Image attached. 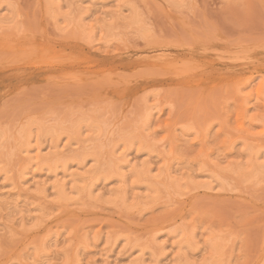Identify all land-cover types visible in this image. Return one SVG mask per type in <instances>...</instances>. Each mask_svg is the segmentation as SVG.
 <instances>
[{"label": "rangeland", "instance_id": "374dc122", "mask_svg": "<svg viewBox=\"0 0 264 264\" xmlns=\"http://www.w3.org/2000/svg\"><path fill=\"white\" fill-rule=\"evenodd\" d=\"M136 263L264 264V0H0V264Z\"/></svg>", "mask_w": 264, "mask_h": 264}, {"label": "bare ground", "instance_id": "6f19581e", "mask_svg": "<svg viewBox=\"0 0 264 264\" xmlns=\"http://www.w3.org/2000/svg\"><path fill=\"white\" fill-rule=\"evenodd\" d=\"M257 93L260 95V94H262L263 93V88L262 87H259L258 89H257ZM263 96V95H262ZM28 154H29V152H28ZM38 157V156H37ZM120 170V169H119ZM81 173V172H80ZM103 178V177H102ZM74 180V179H73ZM76 180H78V179H76ZM81 181H83L84 180V178L82 177L81 179H80ZM80 180H78V181H80ZM75 181V180H74ZM101 181V180H100ZM75 182H77V181H75ZM67 184V183H66ZM66 184L65 185H62L61 186V193L64 195V197L66 196ZM94 184V183H93ZM19 189V188H18ZM85 189V188H84ZM82 190V189H81ZM59 192V193H60ZM88 193V192H87ZM137 264V263H136Z\"/></svg>", "mask_w": 264, "mask_h": 264}]
</instances>
